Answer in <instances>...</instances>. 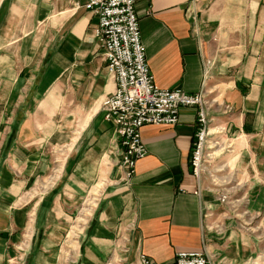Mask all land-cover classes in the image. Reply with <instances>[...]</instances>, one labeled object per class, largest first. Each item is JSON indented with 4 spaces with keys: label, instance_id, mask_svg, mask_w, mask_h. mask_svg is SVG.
<instances>
[{
    "label": "crops",
    "instance_id": "crops-1",
    "mask_svg": "<svg viewBox=\"0 0 264 264\" xmlns=\"http://www.w3.org/2000/svg\"><path fill=\"white\" fill-rule=\"evenodd\" d=\"M86 1L0 0V264H264V0H136L156 83L206 91L223 152L193 174L197 108L183 107L141 128L129 183Z\"/></svg>",
    "mask_w": 264,
    "mask_h": 264
},
{
    "label": "built area",
    "instance_id": "built-area-1",
    "mask_svg": "<svg viewBox=\"0 0 264 264\" xmlns=\"http://www.w3.org/2000/svg\"><path fill=\"white\" fill-rule=\"evenodd\" d=\"M135 2L87 0L84 4L99 18L95 36L104 49L107 68L116 80L114 92L103 100V109L105 120L114 126L122 145L119 166L123 180L131 182L138 160L148 154L141 128L147 124L176 125L183 107L197 108L190 163L193 174L200 179L208 169L207 150L212 135L206 91L186 92L181 88H163L156 83L142 42ZM220 200L228 202L229 195L223 194ZM139 264L157 263L147 254H141ZM170 264L216 263L203 252H178Z\"/></svg>",
    "mask_w": 264,
    "mask_h": 264
},
{
    "label": "rangeland",
    "instance_id": "rangeland-1",
    "mask_svg": "<svg viewBox=\"0 0 264 264\" xmlns=\"http://www.w3.org/2000/svg\"><path fill=\"white\" fill-rule=\"evenodd\" d=\"M216 142V141H215ZM215 142H213V140L211 141V144H210V148H208V150H207V153H209V156H207V164L209 165L213 160H217L216 158H218V156L220 155H222V153L221 152H223V151H221L222 149H223V143L221 142V143H219V144H216V145H214V143ZM61 157V159L63 160V156H60ZM60 159V160H61ZM61 162L59 161V164H60ZM58 167V166H57ZM219 168V167H218ZM219 174H220V172L219 173H217V175L219 176ZM216 182H217V180H215ZM232 184H233V182H232ZM227 194V193H226ZM73 241V240H72ZM71 244V247L70 248H68V251L69 250H71L72 249V251H73V249L76 247V243L74 242L73 244L72 243H70Z\"/></svg>",
    "mask_w": 264,
    "mask_h": 264
}]
</instances>
